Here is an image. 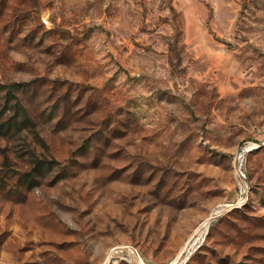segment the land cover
I'll return each mask as SVG.
<instances>
[{"label":"rangeland","instance_id":"rangeland-1","mask_svg":"<svg viewBox=\"0 0 264 264\" xmlns=\"http://www.w3.org/2000/svg\"><path fill=\"white\" fill-rule=\"evenodd\" d=\"M128 246L264 264V0H0V264Z\"/></svg>","mask_w":264,"mask_h":264},{"label":"built area","instance_id":"built-area-1","mask_svg":"<svg viewBox=\"0 0 264 264\" xmlns=\"http://www.w3.org/2000/svg\"><path fill=\"white\" fill-rule=\"evenodd\" d=\"M248 151L249 150H247V152ZM238 158L240 160V166L238 168V190H239L238 195H239V198L242 200L247 196V192L249 189L247 176H246L245 171L242 168V164L245 159V151H242L239 154ZM124 249H126L130 254H132V256H134L136 260L139 262V264H143V261L141 260V258H139L136 249L131 246H128L126 248H117V252H123L125 251Z\"/></svg>","mask_w":264,"mask_h":264},{"label":"bare ground","instance_id":"bare-ground-1","mask_svg":"<svg viewBox=\"0 0 264 264\" xmlns=\"http://www.w3.org/2000/svg\"><path fill=\"white\" fill-rule=\"evenodd\" d=\"M201 236V235H200Z\"/></svg>","mask_w":264,"mask_h":264}]
</instances>
